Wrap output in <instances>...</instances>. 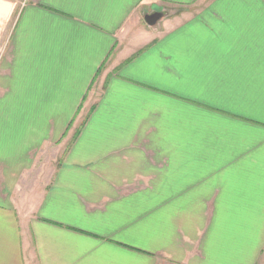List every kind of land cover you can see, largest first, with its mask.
Listing matches in <instances>:
<instances>
[{"label": "crops", "instance_id": "1", "mask_svg": "<svg viewBox=\"0 0 264 264\" xmlns=\"http://www.w3.org/2000/svg\"><path fill=\"white\" fill-rule=\"evenodd\" d=\"M259 263L264 0H0V264Z\"/></svg>", "mask_w": 264, "mask_h": 264}, {"label": "water", "instance_id": "2", "mask_svg": "<svg viewBox=\"0 0 264 264\" xmlns=\"http://www.w3.org/2000/svg\"><path fill=\"white\" fill-rule=\"evenodd\" d=\"M162 18V14L153 13L145 17V22L148 26H155L159 20Z\"/></svg>", "mask_w": 264, "mask_h": 264}, {"label": "rangeland", "instance_id": "3", "mask_svg": "<svg viewBox=\"0 0 264 264\" xmlns=\"http://www.w3.org/2000/svg\"><path fill=\"white\" fill-rule=\"evenodd\" d=\"M81 123L78 124V126L80 127ZM259 264H262V263H259Z\"/></svg>", "mask_w": 264, "mask_h": 264}]
</instances>
